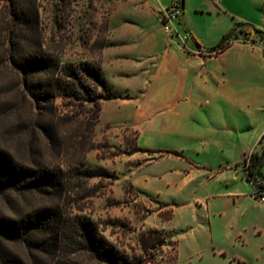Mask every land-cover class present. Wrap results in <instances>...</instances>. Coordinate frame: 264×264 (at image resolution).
Listing matches in <instances>:
<instances>
[{
    "label": "rangeland",
    "instance_id": "374dc122",
    "mask_svg": "<svg viewBox=\"0 0 264 264\" xmlns=\"http://www.w3.org/2000/svg\"><path fill=\"white\" fill-rule=\"evenodd\" d=\"M35 2L45 54L62 62L101 65L104 47L112 44L116 0ZM3 3L0 0V7ZM183 4L184 33L206 47L229 32L232 40L254 38L246 42L255 46L260 37L252 28L264 31V0ZM198 7L203 10H195ZM113 14L119 16L118 8ZM119 17L115 23L125 19L138 25L130 7ZM239 22L248 34L234 28ZM126 73L121 59L102 70L120 97L101 101L99 119L90 132L86 110L92 103L75 106L55 99L66 142L59 153L43 151L41 156L65 172L58 206L66 216L94 221L107 242L128 255H139L141 264H264V202L253 196V184L245 179L242 164L235 162L253 141L264 104L232 102L226 96V75L198 70L186 99L157 105L139 99L143 77ZM21 88V76L0 48V145L16 160L31 162L26 143L36 132L31 101ZM134 150L139 151L131 157ZM85 168L107 173L86 177ZM260 171L264 176V159ZM21 200L24 206L45 201L33 194ZM150 230H156L155 240L148 239ZM140 237L156 247L143 250ZM9 245L22 264H98L79 249L48 256L31 253L20 242Z\"/></svg>",
    "mask_w": 264,
    "mask_h": 264
},
{
    "label": "trees",
    "instance_id": "16d2710c",
    "mask_svg": "<svg viewBox=\"0 0 264 264\" xmlns=\"http://www.w3.org/2000/svg\"><path fill=\"white\" fill-rule=\"evenodd\" d=\"M3 1L5 3L0 7V48L4 49L21 76V89L31 101L30 113L36 135L26 143L32 152L31 162L16 160L0 145V264H22L9 245L16 242L22 243L31 253L48 256L79 249L98 264H141L143 260L139 255H128L107 242L94 221L65 215L58 206V196L65 185V172L58 164L46 162L41 156L43 151L59 153L66 142L61 135L62 118L55 112L57 97L75 106L92 103V107L86 110L89 118L86 127L90 132L99 119L101 101L120 95L104 79L100 61L62 62L44 53L35 0ZM179 4L181 7L182 0ZM240 25L239 22L234 28L239 27V33L248 34L249 30L244 31ZM252 30L262 40L264 55V31ZM232 41L229 32L208 51L219 53ZM73 134L77 135L76 132ZM262 140L264 132L259 141ZM263 159L264 145L259 153L252 151L241 162L245 179L254 186L255 198L264 190L261 181L264 176L260 171ZM106 173L102 168H85L82 174L92 177ZM26 194L39 195L45 201L24 206L21 199ZM150 231L148 239L155 240L156 230ZM143 241L140 237L143 250L156 247L154 242Z\"/></svg>",
    "mask_w": 264,
    "mask_h": 264
},
{
    "label": "crops",
    "instance_id": "0c3cea01",
    "mask_svg": "<svg viewBox=\"0 0 264 264\" xmlns=\"http://www.w3.org/2000/svg\"><path fill=\"white\" fill-rule=\"evenodd\" d=\"M175 1L179 2V0H137L134 2L135 5H130L129 0H116L111 13V23L115 25L111 33L112 44L103 49L101 69H105L106 64L111 65L112 61L123 60L126 74H138L143 77L139 81L141 86L139 99H147L157 105L162 103L175 105L186 99L185 93L190 88L189 84L195 81L194 77L198 70L209 76L222 73L229 78V92L226 96H229L232 102L255 103L259 104V107L263 106L264 55L261 39L259 38L256 41L257 45L253 46L246 42L251 37H245L244 40L239 37L221 52L211 53L208 50L219 40L214 45L206 47L191 34L184 33L186 22L182 15L186 7L183 0L182 15L170 23L173 32L168 33L163 30L157 18V10ZM128 7L135 12L138 20L135 24L138 25L129 23L125 19H119L120 22L115 23L114 20L125 14ZM116 8L119 16L114 18L113 12ZM198 8L195 10H203L201 7ZM183 35L186 36L185 39ZM188 38L190 42H187ZM263 132L264 118L256 128L253 141L248 143L245 150H241V157L235 159L236 163H241L245 154L261 151L263 145L259 139ZM256 139L257 142L254 144ZM257 144H260V149L255 150ZM138 151H132L130 156L133 157L132 154Z\"/></svg>",
    "mask_w": 264,
    "mask_h": 264
},
{
    "label": "built area",
    "instance_id": "2783aa9c",
    "mask_svg": "<svg viewBox=\"0 0 264 264\" xmlns=\"http://www.w3.org/2000/svg\"><path fill=\"white\" fill-rule=\"evenodd\" d=\"M181 15V7L179 2L175 1L167 6H161L157 10V18L160 21L162 28L165 32L172 33L173 28L171 27L170 23L173 20H176ZM183 39L186 38L185 35L182 36ZM213 53V52H211ZM256 198H260L261 201L264 202V190L259 191L257 193Z\"/></svg>",
    "mask_w": 264,
    "mask_h": 264
}]
</instances>
